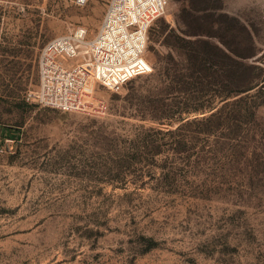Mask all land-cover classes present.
Here are the masks:
<instances>
[{"label": "rangeland", "instance_id": "1", "mask_svg": "<svg viewBox=\"0 0 264 264\" xmlns=\"http://www.w3.org/2000/svg\"><path fill=\"white\" fill-rule=\"evenodd\" d=\"M108 2L0 0V264H264V0H169L151 74L96 84L80 111L37 103L42 48L94 37ZM194 55L219 80L189 74ZM252 81L211 112L153 118Z\"/></svg>", "mask_w": 264, "mask_h": 264}, {"label": "built area", "instance_id": "2", "mask_svg": "<svg viewBox=\"0 0 264 264\" xmlns=\"http://www.w3.org/2000/svg\"><path fill=\"white\" fill-rule=\"evenodd\" d=\"M84 6L90 0H71ZM169 0H109L92 38L83 26L49 41L38 59L39 84L34 100L63 112H76L100 83L118 88L149 75V32L167 14Z\"/></svg>", "mask_w": 264, "mask_h": 264}, {"label": "trees", "instance_id": "3", "mask_svg": "<svg viewBox=\"0 0 264 264\" xmlns=\"http://www.w3.org/2000/svg\"><path fill=\"white\" fill-rule=\"evenodd\" d=\"M219 50V49H218ZM220 52H222L224 55L229 56V53L225 50H221ZM190 59V58H189ZM202 59V67L200 65ZM211 57H200L198 55H194L193 58L191 57L190 59V63L192 68L190 69L189 74H191L192 76L195 74H201L204 75V72L206 73V76L208 77H212L215 79L219 80V77L221 75L220 70H217L214 68V65H212L211 63ZM251 67H254L253 65H250ZM225 72V71H224ZM159 76L161 77H170L172 78H176L178 77L177 74L174 73H166L164 72L163 74H159ZM191 76V77H192ZM193 78V77H192ZM182 80V78H180ZM180 80V81H181ZM202 78L200 80L197 81V84L202 83L201 82ZM180 83V82H179ZM231 83V82H230ZM229 82H218L216 83V85H219L221 88L216 90L214 92V94L212 95L211 99H203L199 97H195L196 101L198 102H193L189 105H186L184 107L179 108L178 110H176V112L173 114H164L158 117H153L154 119H156L158 122L162 123L165 120H170V119H178V120H185L186 117H189L191 114H201V113H207V112H211L213 110H215L220 103L231 99L232 97H234L235 95H241L243 93H246L252 89H254L255 87V83L254 81L246 84V85H242V86H238L235 89L229 88V86H231ZM182 90L180 89V87L178 88L177 86L173 89H171V92H169L166 98H176L177 97V93H180ZM230 103V101L225 102L220 108H218L216 111L212 112L209 115L206 116H202V117H196L193 119V122H197V121H208L211 120L212 118L216 117L218 114H220L224 108ZM186 123H184L183 125H185ZM8 132L10 133H14L15 131L12 129H6Z\"/></svg>", "mask_w": 264, "mask_h": 264}]
</instances>
